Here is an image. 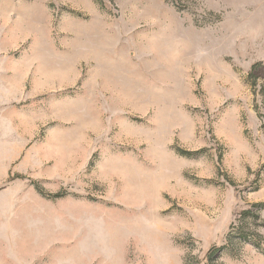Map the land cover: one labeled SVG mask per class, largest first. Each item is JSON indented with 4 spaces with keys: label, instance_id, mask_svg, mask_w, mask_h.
Listing matches in <instances>:
<instances>
[{
    "label": "rangeland",
    "instance_id": "1",
    "mask_svg": "<svg viewBox=\"0 0 264 264\" xmlns=\"http://www.w3.org/2000/svg\"><path fill=\"white\" fill-rule=\"evenodd\" d=\"M263 85L264 0H0V264H264Z\"/></svg>",
    "mask_w": 264,
    "mask_h": 264
},
{
    "label": "trees",
    "instance_id": "2",
    "mask_svg": "<svg viewBox=\"0 0 264 264\" xmlns=\"http://www.w3.org/2000/svg\"><path fill=\"white\" fill-rule=\"evenodd\" d=\"M258 67H259V65L253 66L252 72L250 74V78L256 79L254 73ZM262 89L264 91V85L262 86ZM253 208H257V210H254ZM261 210H264V204H256L250 210L242 212L241 219H240L241 225L236 228V236L235 237L238 238V241L243 242V243L249 241V234H247L245 226H247L249 221L250 222L253 221L255 223L256 220L259 219V211H261ZM252 235L254 237L259 238L258 236H256V234H252ZM228 237H229L227 239L228 245H231L233 247L236 240H235L234 236L231 237V235H229ZM222 250L223 249H215L214 251L211 252V254L209 255L210 263H213V261H215L216 259L219 258V254H220V252H222Z\"/></svg>",
    "mask_w": 264,
    "mask_h": 264
}]
</instances>
